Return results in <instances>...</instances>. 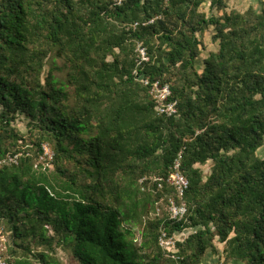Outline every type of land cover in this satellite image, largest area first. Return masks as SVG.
<instances>
[{
	"label": "trees",
	"instance_id": "16d2710c",
	"mask_svg": "<svg viewBox=\"0 0 264 264\" xmlns=\"http://www.w3.org/2000/svg\"><path fill=\"white\" fill-rule=\"evenodd\" d=\"M229 1L0 0V161L20 154L0 164L9 264H68L60 251L71 264H202L209 250L264 264V6ZM210 27L219 48L203 57ZM142 77L171 85L177 115L158 112ZM180 154L188 212L174 220ZM162 230L189 233L169 254Z\"/></svg>",
	"mask_w": 264,
	"mask_h": 264
},
{
	"label": "built area",
	"instance_id": "2783aa9c",
	"mask_svg": "<svg viewBox=\"0 0 264 264\" xmlns=\"http://www.w3.org/2000/svg\"><path fill=\"white\" fill-rule=\"evenodd\" d=\"M139 51V64L143 61H148L149 56L147 50L141 44L138 45ZM142 81L149 87V91L151 95L157 100V110L161 114H165L168 116H174L178 114V100L172 98V89L169 83H163L161 80H151L148 77H142ZM55 151L53 147L47 143H42V152L39 154V161L43 162L48 166L53 164L55 159ZM20 154H10L4 159L0 161L2 163H18ZM181 157L182 154L179 155L178 158L173 163L172 172L167 178V182L173 188V193L168 195L167 200V209L171 219L174 220H182L185 218L188 212V207L185 201L186 191L189 188V180L184 175L181 170ZM151 181V183H156L159 188H163L164 179L160 176H144L140 179V183L143 189H146L145 184L147 181ZM158 212H160V208L158 207ZM187 231H176L174 234H169L167 230H162L159 242L161 246L169 252V254L173 253L176 249L177 242L182 241L186 236ZM0 238L2 239V234L0 230ZM3 244L0 243V264H9L8 261L2 256L1 250H3ZM214 264H229L225 260H217Z\"/></svg>",
	"mask_w": 264,
	"mask_h": 264
},
{
	"label": "rangeland",
	"instance_id": "374dc122",
	"mask_svg": "<svg viewBox=\"0 0 264 264\" xmlns=\"http://www.w3.org/2000/svg\"><path fill=\"white\" fill-rule=\"evenodd\" d=\"M209 5L210 4L208 2L204 6L205 10L208 13L210 12ZM250 5H253L256 8H260L261 6H264V0H230L228 10L230 11L231 9H238L240 11H245L250 7ZM214 12H217V10H215ZM214 34H215L214 27H210L203 36V39H204V42L206 45V50L203 53V57H205L209 51L218 50V48H219V42L215 41L213 39ZM202 60H203V58H200L199 62H202ZM55 65L56 66L62 65V59H56ZM48 67L49 66H47V69H48ZM55 75L61 82L65 80V72L59 70L58 68L55 69ZM60 87H63L64 89L68 88L67 84H65V83L60 84ZM17 125L22 131H26V128H25L26 120H25L24 116H20L19 120H17ZM259 153L264 155V147H262L259 150ZM211 165H212V163H211V161H209L206 165L202 166L205 169L206 173H208L210 171ZM0 230H1V234H2L1 241L6 242L8 232L3 227H1ZM136 231H137V235L139 236L138 241H140V239H141L140 233L138 232V230H136ZM188 233H189V231H187L185 235H187ZM217 245H218V249L221 251L220 253L222 254L223 244L218 243ZM58 256L64 262H67L68 264L72 263L70 258L65 256V252L60 251ZM219 258L224 259L223 256H220L219 254H216V253L212 252L211 250H209L204 257L203 262L205 261L206 264H208L209 262H210V264H214ZM231 264H234V263H231Z\"/></svg>",
	"mask_w": 264,
	"mask_h": 264
},
{
	"label": "crops",
	"instance_id": "0c3cea01",
	"mask_svg": "<svg viewBox=\"0 0 264 264\" xmlns=\"http://www.w3.org/2000/svg\"><path fill=\"white\" fill-rule=\"evenodd\" d=\"M202 264H206V263H205V261H204V262H202ZM208 264H210V262H209Z\"/></svg>",
	"mask_w": 264,
	"mask_h": 264
}]
</instances>
